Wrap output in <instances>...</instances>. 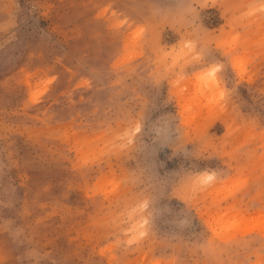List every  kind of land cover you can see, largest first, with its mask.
<instances>
[{
    "label": "rangeland",
    "instance_id": "374dc122",
    "mask_svg": "<svg viewBox=\"0 0 264 264\" xmlns=\"http://www.w3.org/2000/svg\"><path fill=\"white\" fill-rule=\"evenodd\" d=\"M262 220L264 0H0V264H264Z\"/></svg>",
    "mask_w": 264,
    "mask_h": 264
},
{
    "label": "snow or ice",
    "instance_id": "6c2138e0",
    "mask_svg": "<svg viewBox=\"0 0 264 264\" xmlns=\"http://www.w3.org/2000/svg\"><path fill=\"white\" fill-rule=\"evenodd\" d=\"M197 58L203 59V65L199 69L201 77L207 81L215 82L217 85H219L218 73H220L221 65L217 61L208 60V59L204 58L203 56H199ZM223 94L224 93L221 92V96H223ZM137 131H139L138 128H137ZM212 179H213L212 175H208L206 177L207 181H210ZM244 183H245V181L242 178L237 177L234 180V182L231 185H229V187L236 189V188L241 187ZM260 230H261V232H264V220L261 221Z\"/></svg>",
    "mask_w": 264,
    "mask_h": 264
},
{
    "label": "bare ground",
    "instance_id": "6f19581e",
    "mask_svg": "<svg viewBox=\"0 0 264 264\" xmlns=\"http://www.w3.org/2000/svg\"><path fill=\"white\" fill-rule=\"evenodd\" d=\"M246 224H248V223H246ZM238 225V224H237ZM251 229V228H250Z\"/></svg>",
    "mask_w": 264,
    "mask_h": 264
}]
</instances>
